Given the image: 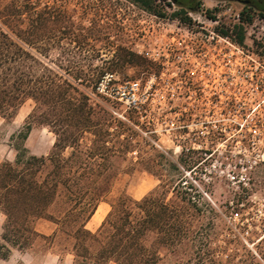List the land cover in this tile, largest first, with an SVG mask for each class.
I'll return each mask as SVG.
<instances>
[{
  "label": "trees",
  "instance_id": "obj_1",
  "mask_svg": "<svg viewBox=\"0 0 264 264\" xmlns=\"http://www.w3.org/2000/svg\"><path fill=\"white\" fill-rule=\"evenodd\" d=\"M130 1L184 24L193 23V12L217 19L203 0ZM229 1L244 7L239 22L216 29L245 44L246 25L257 15L264 18V0ZM100 33L98 22L77 21L55 1L0 0V116L12 120L25 102L35 103L25 125L11 136L15 159L0 162L5 215L0 260L14 249L33 248L39 239H54L57 231L47 235L37 229L46 219L61 226L65 240H73L74 264H264V235L257 242L243 240L249 225L227 221L208 200L199 205L197 194L188 190L194 186L182 189L173 172L181 162L190 167L192 162L170 160L162 152L145 159L149 149L158 150L143 136L138 120L121 118L93 100L108 70L135 59L146 64L144 57L119 46L105 70L96 65L102 57ZM34 124L55 134L47 155L26 145ZM137 147L140 156L130 159ZM137 165L153 172L160 184L141 199L126 191L111 198L121 173ZM243 200L238 197L237 204ZM105 201L111 209L92 231L87 223ZM226 205L232 216L233 208ZM235 210L243 212L239 206Z\"/></svg>",
  "mask_w": 264,
  "mask_h": 264
},
{
  "label": "built area",
  "instance_id": "obj_2",
  "mask_svg": "<svg viewBox=\"0 0 264 264\" xmlns=\"http://www.w3.org/2000/svg\"><path fill=\"white\" fill-rule=\"evenodd\" d=\"M212 21L219 24L218 19ZM173 33L170 42L147 52L150 59L162 65L160 75L142 82L106 73L97 84V92L147 117L151 133L188 140L191 150L205 152L204 162L212 160L214 167L219 163L226 166L228 177L242 183L241 189L249 194L247 203L244 197L234 204L243 212L233 207L230 218L252 226L255 222L246 223L252 218L249 215L259 205L264 207V198L261 203L253 200L245 186L248 181L250 186L252 180L255 183L257 170L264 174L261 37L255 36L257 44H249L252 34H246V42L241 44L216 27L193 28L181 22ZM154 144L161 147L159 142Z\"/></svg>",
  "mask_w": 264,
  "mask_h": 264
},
{
  "label": "rangeland",
  "instance_id": "obj_3",
  "mask_svg": "<svg viewBox=\"0 0 264 264\" xmlns=\"http://www.w3.org/2000/svg\"><path fill=\"white\" fill-rule=\"evenodd\" d=\"M44 1H55L58 5L66 8L77 21L90 24L92 20H95L100 24L102 39L98 44L99 48H102V57L96 59L95 63L96 65L102 66L104 70L109 66L111 61H115L113 60V55L119 46L128 48L135 54L144 57L146 60V64L143 65L141 64L142 60L135 59L136 61L133 64L126 65L122 68L117 67L116 69L108 70L106 73H117L122 80L140 79L142 82H145L151 75H160L162 65L158 61L150 59L147 56V52L149 51L152 53V49H158L164 43L170 42L174 34L173 32L177 29L178 20L161 18L143 10L130 0ZM203 1L205 9L214 11L213 13L217 16L216 18L219 20V24L224 23L229 25L239 22L240 13L244 8L241 3L229 0ZM190 15L193 18V23L186 25L193 28L200 26L213 28L219 26V24L212 21L216 19L207 17L205 11L193 12L190 13ZM245 32L246 34H252L249 40H247V43L257 44L258 39H256L255 36H259L261 37V42H263L261 44L264 45V18L257 15L252 23L246 25ZM171 67L176 68L175 66ZM88 90L91 91V88ZM93 100L101 105H105L111 109L113 108L116 115L121 118H124L123 115L134 117L138 120L139 126L145 130L143 136L151 138L153 144L154 141L161 144V147L154 144L158 151L149 149L144 153L143 156L145 159H153L158 152H162L167 159L179 161L183 157L188 163L192 162L194 164L192 167L181 162L179 171L173 172V174H179L182 189L185 190L189 185L194 186L193 189L189 188L188 190L197 194V202L199 205L204 202V200H208L220 212H223L222 214L228 219L227 221H233L235 224L240 222L238 219L235 220L227 216L230 211L227 210L226 204L231 206L232 209L235 207L234 204H236L238 197H245V199L247 197L248 199L249 194L243 192L241 189L240 184L242 183L233 182V180L228 177L225 171L226 166H220L219 163L214 167L212 165V160L204 162L203 159L206 158L205 152H192L189 148L192 144H187L188 140L184 141L180 137L176 138L175 135L170 136L164 133H151V125L147 123L149 119L147 117L142 118L140 114L134 111L126 110V107L122 103L112 101L100 93L93 95ZM34 105L35 103L33 100L25 102L20 108L17 116L12 120L0 116V162L6 160L13 161L15 159L16 151L14 150L11 136L25 125ZM151 115L156 117V114ZM179 140H181V142H179ZM54 142L55 134L48 127L34 124L26 145L34 154L47 155L51 151ZM181 145L182 147H180ZM136 150L135 152L129 153L128 157L130 159H138L141 153L138 147ZM163 172L169 174L168 171ZM255 174V183L252 180V186H250L248 183L250 181L245 178V181H248L245 186L251 190L252 199L261 203L264 198V174H261V170H257ZM159 184L160 180L153 172L145 169L142 165H137L135 168L121 173V178L115 184L111 198L118 197L122 192L126 191L131 197L141 199L154 190ZM247 199L245 200L246 203ZM248 207L249 206L246 205L245 208L248 209ZM110 209L111 206L109 202H102L93 217L92 223H90L87 228L96 231ZM249 211L254 212L253 215H249L252 218L246 220V223L255 222L256 225H249V230L251 232L244 233L241 237L246 241L251 240L257 242L258 238L264 235V207L259 205L258 208L256 207L253 211L249 209ZM4 222L5 215L0 212V235L3 233ZM36 226L42 233L53 235L54 232L57 231V235L54 239H39L33 248L28 249L29 251L35 253L38 258H42L43 255L50 250L60 255L61 259L67 260L73 258L71 255H68V253L72 251L73 240H65V235L61 231L60 225L42 219L37 222ZM0 264L8 263L1 262ZM108 264L115 263L109 262Z\"/></svg>",
  "mask_w": 264,
  "mask_h": 264
},
{
  "label": "crops",
  "instance_id": "obj_4",
  "mask_svg": "<svg viewBox=\"0 0 264 264\" xmlns=\"http://www.w3.org/2000/svg\"><path fill=\"white\" fill-rule=\"evenodd\" d=\"M93 217L87 223V227L90 223H92ZM68 255H71L73 258L67 260L61 259L60 255H58L55 251L50 250L47 251L42 258H38V256L35 255V253H33L32 251L14 249L11 256L8 259H1L0 263L5 262L8 264H73L74 255L72 253H68Z\"/></svg>",
  "mask_w": 264,
  "mask_h": 264
}]
</instances>
